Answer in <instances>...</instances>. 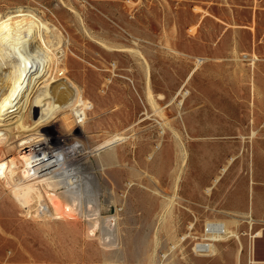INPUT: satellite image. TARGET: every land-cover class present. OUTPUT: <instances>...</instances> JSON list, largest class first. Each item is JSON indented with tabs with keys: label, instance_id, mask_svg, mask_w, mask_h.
I'll use <instances>...</instances> for the list:
<instances>
[{
	"label": "rangeland",
	"instance_id": "rangeland-1",
	"mask_svg": "<svg viewBox=\"0 0 264 264\" xmlns=\"http://www.w3.org/2000/svg\"><path fill=\"white\" fill-rule=\"evenodd\" d=\"M0 13L63 36L59 67L99 106L84 126L58 114L40 131L84 145L117 226L106 247L84 217L34 216L0 183V264H264V0H0ZM120 131L118 158L101 161L92 149ZM208 221L237 236L195 250Z\"/></svg>",
	"mask_w": 264,
	"mask_h": 264
},
{
	"label": "bare ground",
	"instance_id": "bare-ground-1",
	"mask_svg": "<svg viewBox=\"0 0 264 264\" xmlns=\"http://www.w3.org/2000/svg\"><path fill=\"white\" fill-rule=\"evenodd\" d=\"M18 15L22 18L15 20L8 15L3 19L0 15V183L27 213L45 196L53 215L43 216L45 218L61 219L87 208L100 209L98 192L90 187L92 184L89 186L88 174L80 163V157L88 150L81 143L70 142L69 136L54 143L40 131V127L58 114H61L64 127L71 120L84 126L88 113L94 114L99 103L86 97L80 85L69 78L65 61L59 67L56 50L63 36L32 14ZM64 56L66 60V51ZM191 74L192 71L186 79ZM188 93L182 84L174 97L178 94L184 97ZM11 125L15 128L13 132ZM255 132L252 130L251 134ZM12 134L15 140H10ZM125 136L123 131L114 132L92 150H104L100 160L113 162L118 156L112 148ZM230 224L227 221L206 222L205 236L195 244V250L203 246L213 251L214 242L226 235H236Z\"/></svg>",
	"mask_w": 264,
	"mask_h": 264
},
{
	"label": "built area",
	"instance_id": "built-area-1",
	"mask_svg": "<svg viewBox=\"0 0 264 264\" xmlns=\"http://www.w3.org/2000/svg\"><path fill=\"white\" fill-rule=\"evenodd\" d=\"M32 211L33 215L37 217L53 216L51 214L49 201L44 199L37 202L32 208ZM75 215L84 217L86 219L88 236H95L96 229L98 228V237L100 243L105 246L117 244V226L115 215L109 212L102 213L99 208H91L89 210L87 208V210H83L82 212H75ZM198 251L206 252L207 248L202 246L200 249H198Z\"/></svg>",
	"mask_w": 264,
	"mask_h": 264
},
{
	"label": "crops",
	"instance_id": "crops-1",
	"mask_svg": "<svg viewBox=\"0 0 264 264\" xmlns=\"http://www.w3.org/2000/svg\"><path fill=\"white\" fill-rule=\"evenodd\" d=\"M261 176H262V178L264 179V174L261 175ZM254 178H255L254 176L251 177L252 181H253ZM243 182L245 183V180H244ZM252 183L254 184V182H252ZM260 235H261V232H259L258 235H255V236H260ZM253 262H254V261H253Z\"/></svg>",
	"mask_w": 264,
	"mask_h": 264
}]
</instances>
